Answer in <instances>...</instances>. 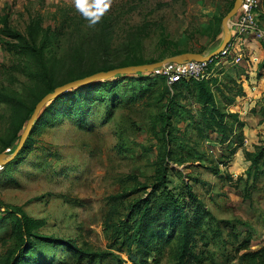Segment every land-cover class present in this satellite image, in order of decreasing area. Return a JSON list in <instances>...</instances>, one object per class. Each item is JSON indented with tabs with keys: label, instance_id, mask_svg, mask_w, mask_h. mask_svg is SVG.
Returning a JSON list of instances; mask_svg holds the SVG:
<instances>
[{
	"label": "rangeland",
	"instance_id": "obj_1",
	"mask_svg": "<svg viewBox=\"0 0 264 264\" xmlns=\"http://www.w3.org/2000/svg\"><path fill=\"white\" fill-rule=\"evenodd\" d=\"M233 2L0 0V30L8 17L25 35L32 20L40 18L47 29L46 52L62 59L78 39L86 37L97 46L93 33L102 31L112 37L114 60L131 54L151 63L162 60V29L176 53L215 50ZM257 3L258 30L236 37L207 79L215 105L198 99L193 80L171 84L160 68L100 81L97 98L84 97L75 112L46 106L20 157L0 165V264L19 243L6 206L20 207L37 220L30 258L44 260L40 264H135L133 259L177 264L178 239L169 236L163 218L141 225L131 255L125 242L139 226L140 215H130L134 203L150 197L153 205L165 191L154 192L163 170L167 190L186 204L195 250L209 252L202 264H245V247L264 248V0ZM137 28L145 30V37L139 42L131 36L130 47L128 35ZM7 40L0 34V152L11 154L19 143L18 123L1 99L16 96L31 108L41 88L27 57L10 54ZM148 228L157 234L147 233ZM202 229L210 236L209 246L207 238L201 239ZM217 229L222 231L213 237Z\"/></svg>",
	"mask_w": 264,
	"mask_h": 264
},
{
	"label": "trees",
	"instance_id": "obj_2",
	"mask_svg": "<svg viewBox=\"0 0 264 264\" xmlns=\"http://www.w3.org/2000/svg\"><path fill=\"white\" fill-rule=\"evenodd\" d=\"M2 24L3 27L0 30V34L1 37L8 39L6 42H4L7 51L12 55L27 57V59L29 60L28 65H30V69H33L34 71L33 75L35 76V81L37 80V86L41 88L38 95H36L34 104L31 108L27 107L24 101L16 96H9V98L7 99H1L11 106L13 114L12 120H14L16 124L18 123V129H16L14 135L15 138H19V140L28 123V120L30 119L35 109L36 104L47 93L53 91L56 87L72 80L89 76L99 71H107L117 67L139 65L145 63V61L142 60L141 57H132L130 56L131 54L129 55L130 58L128 59L120 60L118 58L117 60H114L112 53L114 50L111 42L112 37H107L104 33L101 34L102 31L98 34L96 32L93 33L95 34V40L98 42L97 46H92L90 44L91 40L87 39L86 37L78 39L76 42H73L72 48L66 55H64L62 59L57 55L50 56L49 53L46 52L44 39L46 37L47 29L44 28L42 20H40V18H35L32 20V22L28 25V31L25 35L13 28L8 17H4L2 19ZM145 33V30H143L142 28H137L135 31L131 32L128 35L130 36V40L127 45L130 47L134 45V39L131 36H134L140 42L141 39L145 37ZM169 37L170 34L167 33L165 29H162L161 37L158 43L159 48L162 49L160 59L168 57L167 55L169 54L173 56L185 53L183 51H177L176 53L173 48L176 45L174 41L169 39ZM199 52L202 53L203 50H200ZM91 59H93L94 61L88 63L87 60ZM95 60H97V62H95ZM69 61L70 63H68ZM68 65L70 66L67 67ZM120 77L121 76H118L107 81H113ZM192 80L194 91H196L198 94V99L204 104L215 105V97L212 93L210 85L207 82V79ZM182 82L186 83L188 81L181 80L180 83ZM101 85L103 84H100L99 81L75 88L73 89L74 92H72L71 94L69 92H66L56 100L50 102L48 105H50L52 108L59 107V110L61 111H70L71 109H73V112H75V108H77L78 106L80 107V103L83 101L84 97L85 99H88L90 101L97 98V91ZM82 93H84V96L80 95ZM46 110L47 108L45 107L41 112L37 122L35 123L32 133L30 134L24 148L18 154L16 159L11 163L15 162L27 148L32 134L36 131V128H38V125L43 117L47 114L45 113ZM13 141L14 139L10 141V145ZM252 167L256 170L259 169L258 159L253 160ZM252 167L250 168V170H252ZM213 170L215 171V173L219 172L218 168H214ZM158 176L159 177L157 179V184L155 186L157 187V189L155 188L154 192L155 190H159L163 187L165 188V191L159 194L158 199L156 200L157 203L152 205V201L149 197L144 200L137 201L132 207L130 215H140L139 226L132 235H129L125 238V242L128 246L127 253L131 255L133 243L140 242L139 239L137 240V235L143 223H146V225L149 226L152 220L157 221L163 218L164 225H166L168 229L169 236L172 238L176 235L175 238L178 239L176 248L177 264H202L208 261L207 258L209 252H207V250H204L203 248V250L196 251L194 248L193 238L195 236V233L193 232L194 230H192L193 227L190 226V219L187 210L185 209L186 204L183 202V199L181 197L175 196L171 191L167 190L166 171L163 170L162 173ZM248 181L249 180H247V182ZM188 194L193 201L197 199L193 191L189 190ZM245 197L249 198L250 195L245 194ZM4 210H9L8 215L13 217V232L18 237L19 243L17 248L13 250L12 256L6 259L3 264H23L24 262L27 263L26 261H29V264L42 263L44 260H34L33 258H30V255L32 254L31 252L35 249V243L31 241V238L32 236H36L33 231L38 227L37 220L30 218L20 207H15L12 209L10 206H6ZM195 212V216L197 217V219H201L203 217L200 210L196 209ZM207 216L211 220H214V216H212L211 212L208 211ZM202 225V222H199V224H197V226L200 228L202 227ZM221 231L222 230L219 229L214 230L213 237H215L217 233L220 234ZM157 232L158 230L156 228L147 229V233L149 234H157ZM200 235L201 239L207 238L204 243L205 246H209V242L211 240L210 236H208L207 234V230L202 229ZM42 238V236H38V239ZM67 249H72L73 251L80 253L83 257L88 256L87 253H84L74 245H69ZM247 249L248 248L245 247L244 250L248 252L243 255V261L245 264H264V248H261L257 251H250ZM97 256L102 257L103 253L97 254ZM131 261L135 262V264H143V262H141V260L139 259H133Z\"/></svg>",
	"mask_w": 264,
	"mask_h": 264
},
{
	"label": "water",
	"instance_id": "obj_3",
	"mask_svg": "<svg viewBox=\"0 0 264 264\" xmlns=\"http://www.w3.org/2000/svg\"><path fill=\"white\" fill-rule=\"evenodd\" d=\"M243 2L244 0H235L232 8L224 16L223 21H222L223 30H224L223 41L215 50H213L209 54H204L200 52H185V53L169 56L160 61H156L152 63L122 66V67H117V68L110 69L107 71L103 70V71H99L94 74H91L89 76L67 82L63 85L56 87L53 91L47 93L36 104L35 109L30 119L28 120V123L21 135V138L15 150L11 154H8L6 152L0 153V165L9 164L16 159L18 154L24 148L30 134L32 133L34 125L37 122L43 109L50 102L56 100L58 97L65 94L66 92H69L72 89L82 87V86L91 84L93 82L109 80L112 78H116L118 76L134 75L137 73H151L155 71L156 69H160L166 66L167 64H173V63L184 64L189 61L204 62V61L213 60L214 58L218 57L228 47V45L231 42L232 30L230 27V21L232 20V18H234L237 15V13L239 12V10L241 9L243 5Z\"/></svg>",
	"mask_w": 264,
	"mask_h": 264
},
{
	"label": "built area",
	"instance_id": "obj_4",
	"mask_svg": "<svg viewBox=\"0 0 264 264\" xmlns=\"http://www.w3.org/2000/svg\"><path fill=\"white\" fill-rule=\"evenodd\" d=\"M257 7V0H244L241 9L233 18V24L230 25L232 30L231 42L218 57L204 62L189 61L184 64L173 63L166 65L162 67L163 75L168 78L171 84L178 83L181 80L208 79L220 57H227L229 55L233 46V41L237 39L236 37L254 34L258 30V23L256 19Z\"/></svg>",
	"mask_w": 264,
	"mask_h": 264
}]
</instances>
